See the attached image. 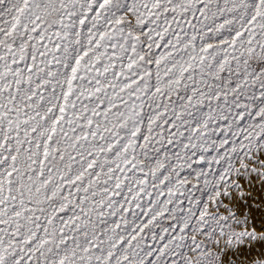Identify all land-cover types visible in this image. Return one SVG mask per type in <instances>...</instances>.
<instances>
[{"label": "snow or ice", "instance_id": "obj_1", "mask_svg": "<svg viewBox=\"0 0 264 264\" xmlns=\"http://www.w3.org/2000/svg\"><path fill=\"white\" fill-rule=\"evenodd\" d=\"M0 264H264V0H0Z\"/></svg>", "mask_w": 264, "mask_h": 264}]
</instances>
